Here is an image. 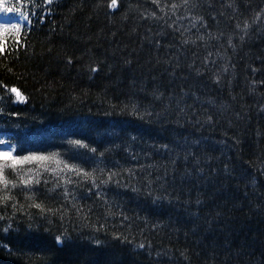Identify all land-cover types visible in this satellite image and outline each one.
Wrapping results in <instances>:
<instances>
[{
    "label": "trees",
    "instance_id": "trees-1",
    "mask_svg": "<svg viewBox=\"0 0 264 264\" xmlns=\"http://www.w3.org/2000/svg\"><path fill=\"white\" fill-rule=\"evenodd\" d=\"M25 3L21 46L7 37L0 56V107L13 113L0 114V139L15 155L58 152L103 168L98 183L118 175L99 196L72 177L86 219L42 218L27 208L31 193L13 189L32 219L17 212L8 233L0 221V264H264V0ZM13 86L24 102L6 92ZM76 139L97 149L95 163L69 159L87 153L68 143ZM66 179L44 174L37 201L70 208Z\"/></svg>",
    "mask_w": 264,
    "mask_h": 264
},
{
    "label": "snow or ice",
    "instance_id": "snow-or-ice-1",
    "mask_svg": "<svg viewBox=\"0 0 264 264\" xmlns=\"http://www.w3.org/2000/svg\"><path fill=\"white\" fill-rule=\"evenodd\" d=\"M44 2L48 5L53 3V0H44ZM185 6L187 5V0H184ZM36 6V5H31ZM117 0H111L109 7L115 9L117 8ZM28 7L26 5L25 0H0V56L5 54L6 48V38L11 37L15 49L21 46L20 34L25 29V24H31V18L29 11H26L25 8ZM178 6L176 4L172 5V9L175 10ZM254 19H259V17H254ZM21 21L25 22L22 24ZM239 27V25H237ZM248 25L245 24V29H247ZM30 31V29H28ZM243 39V37H241ZM229 42H231L229 40ZM11 50H9L10 54ZM66 63L71 65L73 63L72 57L66 58ZM4 70L7 72H11L12 69L4 66ZM87 70L90 73H96L99 71L98 66L88 65ZM7 93H10L14 97L15 103H22L26 100V97L16 88L10 87L6 89ZM5 102V97L0 96V105H3ZM115 108V105L112 106ZM129 107H131V114L134 116H138L139 112L135 105H124L121 109V113L126 112ZM0 114L4 115H13V113H7L4 111V107H0ZM19 115V113H15ZM106 115L110 113H105ZM142 118V117H141ZM208 121L211 122V117H208ZM69 144L74 145L77 148L87 149V153H72L69 155V159L76 160L80 159L85 163H95L97 159V149L95 147H89L87 143L83 140L76 139L68 141ZM0 206L5 208L8 207L9 202L11 201V216L8 215H0V221H7V226L2 229L4 233H8L10 230L15 231L12 228V221L16 217L17 212L24 213L28 217L29 220L32 219V214L28 211H25V205L20 204L15 196L11 195V191L16 189L17 187H21L26 191V193H31L25 195L26 201H31L27 205L28 209H37L39 212V216L42 218L46 217H56L58 216L61 221L65 219L66 216L70 214V212H75L77 217L86 219L87 216L81 215L85 213V209L79 206L75 202V196L72 194L70 196L67 186L68 184L73 183L72 177L76 178L77 182H90L92 187L88 189L91 193L92 189L95 188L97 195L99 196V190L102 185H106L112 181L113 177L118 175L113 171H109L106 173V178L100 179L99 183L97 182L96 172L97 170L100 173L101 177L105 176V170L103 168H93L91 172L85 170L77 164H70L66 160L60 158L61 153L55 152L45 155L40 152H32L26 150V154L15 155L16 145L11 144V142L0 139ZM163 147H167V145H163ZM71 150H69L70 152ZM104 157V153H99V158L102 159ZM34 165V167L24 168V165ZM227 167V166H225ZM10 169L12 174L16 179H9L5 174V170ZM53 174L54 176L59 177L68 176V179L64 180L63 183V191L61 193L62 199L65 203H70V208L61 205L60 207H47L43 202H38L36 198L35 192H33V187L35 185H40L42 180L41 177L46 174ZM43 183L45 185L48 184L47 180H44ZM118 183V181H117ZM61 185L57 182L53 188H45V192H54L57 188H60ZM199 203V201H197ZM87 211H91L88 209ZM109 214H111V210L109 209ZM127 219V217H124ZM49 223L51 221L49 220ZM28 227L31 229L32 225L29 224ZM67 239V234L62 233L54 236V243L56 245H62L64 240ZM3 249H7V245H0ZM140 248H143L144 245H139ZM10 251V250H9ZM11 254V253H10ZM183 255V253H182Z\"/></svg>",
    "mask_w": 264,
    "mask_h": 264
}]
</instances>
